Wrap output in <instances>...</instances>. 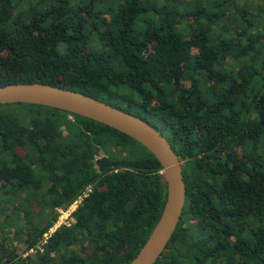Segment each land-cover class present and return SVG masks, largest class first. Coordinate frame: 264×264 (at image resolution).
<instances>
[{
	"label": "trees",
	"instance_id": "1",
	"mask_svg": "<svg viewBox=\"0 0 264 264\" xmlns=\"http://www.w3.org/2000/svg\"><path fill=\"white\" fill-rule=\"evenodd\" d=\"M17 82L79 91L164 135L185 204L155 264H264V0H0V86ZM166 192L130 136L0 104V264H128Z\"/></svg>",
	"mask_w": 264,
	"mask_h": 264
},
{
	"label": "water",
	"instance_id": "2",
	"mask_svg": "<svg viewBox=\"0 0 264 264\" xmlns=\"http://www.w3.org/2000/svg\"><path fill=\"white\" fill-rule=\"evenodd\" d=\"M28 103L58 108L116 129L143 145L158 160L167 183L161 215L128 264H155L170 241L185 204L181 162L159 130L147 120L68 88L39 83H10L0 86V104Z\"/></svg>",
	"mask_w": 264,
	"mask_h": 264
},
{
	"label": "built area",
	"instance_id": "3",
	"mask_svg": "<svg viewBox=\"0 0 264 264\" xmlns=\"http://www.w3.org/2000/svg\"><path fill=\"white\" fill-rule=\"evenodd\" d=\"M85 195V194H84ZM81 199V197H79L76 201H74L67 209H59V217L58 220L56 222V225L53 226V228L50 229L49 232H52L57 226H59L60 224H68L67 219L70 217L71 212L75 209L77 202ZM66 213L65 217H61L62 214ZM44 237H48V234H44Z\"/></svg>",
	"mask_w": 264,
	"mask_h": 264
},
{
	"label": "rangeland",
	"instance_id": "4",
	"mask_svg": "<svg viewBox=\"0 0 264 264\" xmlns=\"http://www.w3.org/2000/svg\"><path fill=\"white\" fill-rule=\"evenodd\" d=\"M69 118H72V117L70 116ZM58 210H59V209H58ZM58 210H57V211H58ZM65 216H66V213H64V214L61 215V217H65ZM55 225H56V223H55Z\"/></svg>",
	"mask_w": 264,
	"mask_h": 264
}]
</instances>
